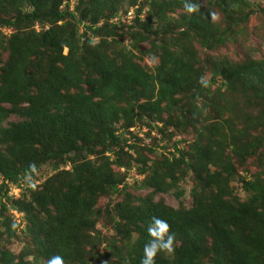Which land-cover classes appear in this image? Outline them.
I'll return each instance as SVG.
<instances>
[{
	"label": "trees",
	"instance_id": "obj_1",
	"mask_svg": "<svg viewBox=\"0 0 264 264\" xmlns=\"http://www.w3.org/2000/svg\"><path fill=\"white\" fill-rule=\"evenodd\" d=\"M70 1L0 0V264L56 255L63 264H140L153 218L173 236L154 264H264V58L207 53L258 36L263 22L246 28L264 5ZM152 18L164 35L149 49ZM149 53L151 69L142 64ZM43 168L51 172L36 183ZM131 170L146 174L131 184ZM18 233L15 256L5 244Z\"/></svg>",
	"mask_w": 264,
	"mask_h": 264
},
{
	"label": "rangeland",
	"instance_id": "obj_2",
	"mask_svg": "<svg viewBox=\"0 0 264 264\" xmlns=\"http://www.w3.org/2000/svg\"><path fill=\"white\" fill-rule=\"evenodd\" d=\"M202 2H204L205 0H201ZM248 5L250 6V9L252 10H256L258 9L260 6L264 5V0H245ZM76 0H72L70 1V8H72L75 4ZM126 5L122 4L121 9H126ZM144 8L146 9V5L144 6ZM143 9V10H145ZM264 16L259 17L258 15H254L251 16L249 21H248V27L246 28L247 33H249L250 31H255L257 24L261 22H263L264 24ZM146 18V16H145ZM215 21V20H213ZM218 21V20H216ZM125 24H129V22H126L124 20ZM150 32H151V37H149V40L147 41V43H144L143 46L145 48H151V43L153 44H158L160 42V40L163 38L164 35V31H163V27L160 26V24L157 22L156 19L152 18L150 21ZM36 31L38 30V28L36 27L35 29ZM177 33L181 32V29H176ZM2 32L4 34H9V30H2ZM175 33V35L177 34ZM264 26L260 29L259 31V35L256 36L255 34H252L250 36L246 35V40L248 41H243L244 39H242L241 42V47H237L238 45L236 43L239 42L238 40L232 41L230 43H227V47L226 48H221L218 49L214 52H207L210 56L209 58H218V59H224L226 58L228 61L233 62V63H239L241 61H243V59H258V58H264ZM232 39H234V36L232 37ZM123 44L124 45H129L130 42H128L127 39L123 40ZM231 44V45H229ZM196 50H197V54L199 58H202V55L204 53H206V51L203 52V50L201 48H199V46H195ZM241 49H242V53H241ZM244 52H253L250 56L248 57L245 54H243ZM201 53V54H200ZM204 56V55H203ZM208 57V56H207ZM157 62V58L154 56L153 53H149L147 56L143 57L142 60V64H144L146 67L148 68H152ZM209 74L206 73L205 75V80L209 79ZM217 85H219V81L218 79H216L214 86L217 88ZM231 96V100L234 98V105L235 108L236 104L239 103V105L241 104L240 102V97L236 96V95H230ZM155 131L152 130L150 133V136H154ZM180 137V135H178ZM175 137V140H178L179 137ZM184 137V136H183ZM189 136H186V138H188ZM181 138V137H180ZM144 143H146V141H144ZM128 155L132 156L131 151H128ZM51 171L48 170V168H43L41 170H39V175H41L40 179L36 180V183H39L42 181V179L46 176L49 175ZM146 173L138 175L136 174L133 170H131V172H129L128 175V182L131 183V181H137L139 182V180H141ZM132 184V183H131ZM24 186V185H23ZM181 190L183 191V196L180 198L183 206H188L190 205V198H189V190H190V181L188 180V178H186L183 183H181L180 185ZM19 190L18 188H16L15 186H10V192H9V196L11 194L12 198H17L19 195ZM129 192H131V190H128ZM138 194L140 195H145L146 191L142 190L139 191ZM238 195L242 198L243 195L242 193L239 191ZM117 198H119V196H113L111 199L112 200H117ZM155 200H159V199H163V201L165 202L166 205L171 206L173 208H176L178 206V202L176 199H174L170 194H159L157 196H155L154 198ZM100 205V204H99ZM14 219L19 222L20 218H21V214H17V213H12ZM96 230L100 231L101 234L103 236L109 237L111 234V230L107 229L106 227H103L101 223L97 224ZM18 238L13 239V241H10L8 243L5 244V246L7 248L10 249V251L16 256L21 248H22V241H21V236L18 233Z\"/></svg>",
	"mask_w": 264,
	"mask_h": 264
},
{
	"label": "clouds",
	"instance_id": "obj_3",
	"mask_svg": "<svg viewBox=\"0 0 264 264\" xmlns=\"http://www.w3.org/2000/svg\"><path fill=\"white\" fill-rule=\"evenodd\" d=\"M192 10L191 7L188 8V11L191 12ZM147 232L151 239L143 247L140 264H154V257L157 252H172L173 236L168 232L166 221L153 218L152 226L147 229ZM47 264H63V259L59 255L52 256L48 259Z\"/></svg>",
	"mask_w": 264,
	"mask_h": 264
},
{
	"label": "built area",
	"instance_id": "obj_4",
	"mask_svg": "<svg viewBox=\"0 0 264 264\" xmlns=\"http://www.w3.org/2000/svg\"><path fill=\"white\" fill-rule=\"evenodd\" d=\"M132 14H133V8L127 9V17H128V19H130L132 17ZM146 142H147V140H146ZM8 195H9V193H8ZM10 196H11V194H10Z\"/></svg>",
	"mask_w": 264,
	"mask_h": 264
}]
</instances>
